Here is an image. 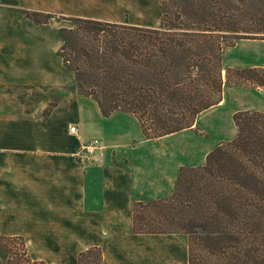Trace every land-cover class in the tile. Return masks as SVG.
<instances>
[{
    "label": "crops",
    "instance_id": "1",
    "mask_svg": "<svg viewBox=\"0 0 264 264\" xmlns=\"http://www.w3.org/2000/svg\"><path fill=\"white\" fill-rule=\"evenodd\" d=\"M116 2L0 0V233L23 236L46 264H77L92 247L106 264H188L182 234L132 232V204L169 198L181 167L203 165L218 143L236 135V111L264 112V90L224 83L220 102L191 127L154 138L144 137L131 113L103 115L57 54L63 25L56 16L121 22L103 12ZM22 9L55 16L36 23ZM218 109L220 122L231 123L228 134L201 122ZM93 137L102 158L78 162L77 150Z\"/></svg>",
    "mask_w": 264,
    "mask_h": 264
},
{
    "label": "trees",
    "instance_id": "2",
    "mask_svg": "<svg viewBox=\"0 0 264 264\" xmlns=\"http://www.w3.org/2000/svg\"><path fill=\"white\" fill-rule=\"evenodd\" d=\"M158 2L156 26L68 16L73 25L58 28L62 64L103 115L131 113L154 138L191 127L220 102L224 83L264 90V66L222 63L236 39L264 36V0ZM21 11L36 23L55 16ZM232 119L236 135L203 165L181 167L169 198L132 204V232L186 235L188 264H264V112L238 110ZM36 263L20 235L0 234V264Z\"/></svg>",
    "mask_w": 264,
    "mask_h": 264
},
{
    "label": "rangeland",
    "instance_id": "3",
    "mask_svg": "<svg viewBox=\"0 0 264 264\" xmlns=\"http://www.w3.org/2000/svg\"><path fill=\"white\" fill-rule=\"evenodd\" d=\"M107 15H111L113 20L116 19H126L130 23L142 24V25H150L156 26L160 21V10H159V2L158 0H117L116 5H113L109 9H105L103 11ZM62 20V25L66 27H70L73 25V22L64 17H57ZM247 36L238 38L235 40L234 46L227 47L224 51V68L231 67H244L251 65H263L264 64V36ZM249 35V36H248ZM225 70L222 71V75H224ZM69 78L71 81V72L69 74ZM243 110V109H242ZM47 111V109H46ZM45 111V112H46ZM223 110H213L202 116L201 122L202 124H206V126L215 130L217 129L225 131L226 134L229 133L228 125H231L229 119L225 121L223 119V123L220 122L223 116ZM222 123V124H221ZM195 130L200 133H204L203 128L198 125L195 126ZM210 137L213 138L217 135L216 132H209ZM229 141V140H228ZM225 142V141H222ZM153 225H158V219L155 218L153 221ZM173 224H166L167 227H173ZM2 234V233H0ZM21 236V235H20ZM182 241V247L187 252L188 244H187V236L177 235ZM23 241L25 242L28 255L34 261H37L36 264H46L44 260H38L36 258V254L34 251L37 249L30 248L25 241L24 237ZM95 247L84 250V257L82 258V264H99L98 258L100 260V264H106L101 256V250L94 249ZM33 250V251H32ZM38 251H42L38 249ZM101 257V258H100ZM41 261V262H38ZM180 264H187L186 262H182Z\"/></svg>",
    "mask_w": 264,
    "mask_h": 264
},
{
    "label": "built area",
    "instance_id": "4",
    "mask_svg": "<svg viewBox=\"0 0 264 264\" xmlns=\"http://www.w3.org/2000/svg\"><path fill=\"white\" fill-rule=\"evenodd\" d=\"M70 132L76 133V127L70 126ZM102 149L103 145L101 141L97 137L91 138L89 141L84 142L80 145L79 149L76 152V159L80 163H89L93 161L95 158L100 160L102 157Z\"/></svg>",
    "mask_w": 264,
    "mask_h": 264
}]
</instances>
